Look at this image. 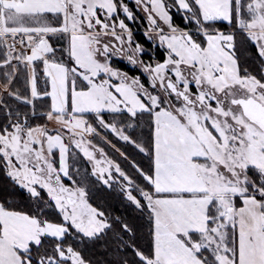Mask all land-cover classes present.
I'll return each mask as SVG.
<instances>
[{
  "label": "snow or ice",
  "instance_id": "6c2138e0",
  "mask_svg": "<svg viewBox=\"0 0 264 264\" xmlns=\"http://www.w3.org/2000/svg\"><path fill=\"white\" fill-rule=\"evenodd\" d=\"M177 2L198 25L195 33L173 23L165 0H141L150 30L168 49L165 59L153 62L138 55L145 49L133 41L124 19H113L121 8L133 17L123 0H0V45L6 48L0 65L11 69L0 93L31 104L35 115L29 96L12 90L19 71L14 65L23 62L30 68L31 98L50 96L44 115L59 125H30L28 113H16L17 119L0 126V155L11 178L36 197L42 185L62 214V222H54L45 208L31 214L9 206L11 201L0 202V264H92L65 241L71 236L82 243L112 227L86 198L85 187H70L61 179L69 175L65 139L94 162L92 173L105 185L113 170L124 176L128 197L147 213L150 244L138 248L126 241L140 264H264V71L258 77L241 67L234 32L206 26L221 18L236 23L264 59V0ZM48 13L59 14L61 21L50 24L44 19ZM50 33L68 35V62L63 47L53 48ZM200 33L206 39H198ZM113 55L141 65L150 83L113 67ZM38 59L50 92L37 89L33 62ZM121 109L133 117L138 111L152 117L148 147L101 114ZM93 114L150 154L147 171L133 161L143 185L87 138L98 132L88 119ZM57 146L59 168L51 156ZM134 187L140 198L133 195ZM122 228L130 231L127 223ZM49 235L57 242L41 252L42 237Z\"/></svg>",
  "mask_w": 264,
  "mask_h": 264
},
{
  "label": "trees",
  "instance_id": "16d2710c",
  "mask_svg": "<svg viewBox=\"0 0 264 264\" xmlns=\"http://www.w3.org/2000/svg\"><path fill=\"white\" fill-rule=\"evenodd\" d=\"M175 4L174 0H165ZM177 14L176 16H178ZM52 16L47 14V17ZM181 23L183 24V17L179 15ZM181 24V25H182ZM220 24V23H214ZM221 25V24H220ZM187 27V25H186ZM140 37V35H138ZM236 37V54L242 68H247L248 71L254 75L260 77L261 72L264 69V60L259 57L256 47L253 42L246 37L245 34L237 33ZM53 48L63 47L62 43L56 39L49 38ZM144 44L148 45V42L141 40ZM68 44V42H67ZM65 50V49H64ZM6 49L3 45H0V59L3 58V54ZM61 53L56 52V57L59 58ZM159 57L163 60L162 52H159ZM52 58L51 56L49 57ZM64 62H68V54L64 52ZM37 71V89L40 92H49V80L45 76L44 66L42 61L34 62ZM118 68L122 70H128L122 62H116ZM19 69L15 78V83L12 88L13 91H18L20 95L29 96L32 103L35 105V115H32L31 104L18 100L15 97L8 96L0 93V126L5 123L15 120L18 117L16 113H28V120L30 125L34 124H48L49 120L44 113H46L51 105L50 96L31 98L30 95V77L29 69L24 64L20 63L16 65ZM11 71V69L4 66L0 67V82L5 80V73ZM132 71V70H131ZM133 73L136 74L135 71ZM78 80V85L81 82ZM7 105V108L5 107ZM11 110L13 115L8 116L7 112ZM106 120H112L116 117H121L122 120L128 121L134 120L135 128L133 130H127V133L132 136L137 143L144 144L148 147L152 137V117L147 113L138 112L135 118H133L127 112L121 113H103ZM89 121L95 126L96 119L94 115L89 116ZM126 123V122H125ZM106 136L114 142L119 148L126 153L127 157H120L116 152H113L105 144H102L109 152L115 161H117L121 168L133 178L137 184H144L143 177L137 171L135 165H139L145 171L149 170V166L152 163L151 156L148 153H143L132 144L123 143L113 136L112 133L104 132ZM102 143V142H101ZM135 162V165L133 164ZM87 195L89 202L95 207L100 208L106 216L109 218V222L112 227L106 229L102 234H99L96 238H83L82 243H77L71 236L65 243L71 242L73 247L82 251L86 259L92 261V264H122L124 260L128 261V264H140L139 258L136 256L134 250L129 246L126 241L135 243L138 248L147 246L151 242L150 227L151 224L148 220L146 212H142L140 208H137L129 199L124 197V194L120 192L117 187L105 186L96 177H89ZM11 201V207L18 210L29 211L31 214H36V207L34 204V198L25 192L21 187L12 181L8 175V170L4 164V158L0 155V202ZM47 207H46V204ZM39 208H45V216L54 222H62V215L56 209L49 197L44 193H41V202ZM122 223L129 225L130 231L122 228ZM74 231V230H73ZM43 248L50 249L51 246L56 243L55 238L44 237Z\"/></svg>",
  "mask_w": 264,
  "mask_h": 264
},
{
  "label": "rangeland",
  "instance_id": "374dc122",
  "mask_svg": "<svg viewBox=\"0 0 264 264\" xmlns=\"http://www.w3.org/2000/svg\"><path fill=\"white\" fill-rule=\"evenodd\" d=\"M174 2H175V4H173L172 2L170 3L169 1H166L167 4L172 6V7H170V11H171V14H172L173 23L175 25L179 26L180 28H186V29L192 30L195 33V31L198 29V25L196 24L195 21L189 20L187 18L189 15H191V13L190 12L186 13L185 10L178 5L177 0H174ZM190 2H191V0H190ZM117 3H120V0H117ZM123 3L127 4L129 9L133 12V17L127 16V14L124 13L122 8H121V9H118L119 14L117 16H114L113 19H116L117 21L119 19H124L125 23L128 24L129 28H131V30H132L133 41L139 42L141 45H143L145 51H144L143 54H138V55H140L141 58L144 61H153V62H155V61H160L161 60L160 57H159V52L160 53L162 52L163 59H165L166 56H167V51H168L167 45H166V43L165 44H161L159 42L158 35L154 31L150 30L149 21H148V18H147V12L143 8V6L141 4V0H123ZM177 14H179L180 16L183 17V22H184L183 24L181 23L182 21L179 18V15L176 16ZM51 15L52 16L47 17V14H46L44 19H46L52 25L59 23L61 21V19H62V17L59 14H55V15L51 14ZM100 15H101V18H103V13L102 12H100ZM214 23H220L221 25L220 24H214ZM186 25H187V27H186ZM206 26L209 27L210 29H218L220 31H224L225 33L231 31V32H234L235 35L237 33L245 34L244 31H241L239 29V26L236 23L229 22V21L224 20L222 18L221 19H217L216 21H213V22H208L206 24ZM48 35L50 36V34H48ZM138 35H140V37H138ZM198 39H206V38L203 36L202 33H200L199 36H198ZM56 40L58 42L62 43V45L64 46V49H65L64 52L67 53L68 38L65 35H62V38H57ZM141 40H144V41L148 42V45H146L143 42H141ZM235 43H236V40H235ZM253 44H254V42H253ZM21 49L24 50V51H29L30 50V49H27V48H21ZM25 49H27V50H25ZM256 49H257V47H256ZM257 52H258V50H257ZM116 62H122L123 64H125V66L127 68H129L128 70L126 69V70H123V71H126L130 75H133V76L139 75L141 80L146 85L150 83V80L148 79L149 74L144 71V69L142 68L141 65L132 64L130 61H128L126 59L125 56L113 55V57H112L113 67H117ZM133 71H135L136 74L133 73ZM263 71H264V69H263ZM113 82L114 83L117 82L115 78H113ZM77 83H78V80H77ZM192 91L193 92L196 91V88L194 86L192 87ZM117 113H121V112H117ZM133 118H135V117H133ZM131 119L128 120V121H125L126 123L122 120L121 117H116V118H114V119H112L110 121L106 120V119L105 120L110 122V123L115 121L118 125L123 124L125 126L123 130L127 133V130H131V129L133 130V128H135V124L136 123L134 122V120H131ZM96 123H98L96 126L93 123L92 124H93V126H95L97 128L98 132L89 135L87 138L92 140L93 144H98L100 147H103L105 152L107 153V158H111V159L114 160L113 156L109 152H107L106 148L104 146H102V144H105L113 152H116L120 157L126 158L127 155L125 157L126 153L122 150V148H119L114 142H112L106 136V134H104V132L112 133L115 138H117L118 140H120L123 143H126V144H128V143L132 144V143L130 141H125L122 137L117 136L110 129L105 128L103 125H101L99 123V121L97 119H96ZM129 124H132L133 127H131V128L128 127ZM47 125H48L49 128H58L59 127V125L57 123H54V121L51 122L50 124L48 123ZM105 137L107 138V141H110L111 143H108L104 139ZM65 143L69 144L70 151H69V154H68L69 175L67 177L61 176V179L63 180L64 184H66V185H68L70 187H76V186L85 187V189L87 191L88 190V186H89L87 181L89 180L88 179L89 177H91V176L96 177L99 181H101L103 183V181L101 179H99L96 174L92 173V168L94 166V162L92 160H90L88 157H85L83 155L82 151L75 149L73 144L71 143V141H69L68 139H65ZM139 144H141V143H137V145H139ZM137 145H133V146H135L137 149H139L141 152H143ZM51 156L54 158L53 159V163L56 165L57 168H59L60 167V163H59L60 152H59V147L58 146L53 149V151L51 153ZM99 156H100V154L97 153V158H99ZM11 179H12V181L14 183H16L25 192H27L29 195H31L34 198V204H35L36 208L39 207V205H40L41 193L43 191L49 197L50 201H52V203L54 204V201L50 198V196H49V194L47 192V189L44 188L42 185L38 186L37 190L39 192V197H36V196H33L26 187H24L23 185H20L19 183H17L13 178H11ZM123 182H126L125 181V177L122 176L120 173L116 172L115 170H113L112 178L110 179L109 184L108 185H105L104 183L103 184L105 186H107V187H111V186L117 187V189L124 194V197L126 199H129L137 208H139L135 204V202L132 201L128 197ZM133 195H136L138 198H140V189L134 187ZM86 198L88 199V195H87ZM56 209L59 211L58 208H56ZM36 214H37V212H36ZM69 227L73 228V230L76 231L71 224H69ZM48 237H50V235ZM43 238L44 237H42V239ZM68 264H70V261L68 262Z\"/></svg>",
  "mask_w": 264,
  "mask_h": 264
},
{
  "label": "crops",
  "instance_id": "0c3cea01",
  "mask_svg": "<svg viewBox=\"0 0 264 264\" xmlns=\"http://www.w3.org/2000/svg\"><path fill=\"white\" fill-rule=\"evenodd\" d=\"M48 14H52V13H48ZM53 15H55V14H53ZM53 25H55V24H53ZM63 35H65L67 38H68V35L67 34H63ZM49 38H53V39H57V38H62V35L61 34H59V33H50V36L48 35V39ZM49 41H50V39H49ZM51 43V42H50ZM6 49V48H5ZM25 50H27V49H25ZM37 61H41L40 59H38ZM36 62V61H35ZM22 64H24L23 62H21ZM34 63V62H33ZM2 65H0V67H1ZM14 67H16V65H14ZM29 69V77H30V68H28ZM45 73V72H44ZM45 76H46V74H45ZM48 79V78H47ZM49 80V88H50V79H48ZM80 84V83H79ZM30 89H31V79H30ZM51 90V89H50ZM50 92V91H49ZM51 98V97H50ZM119 112H127L128 113V111L126 110V109H121ZM138 112H140V111H138ZM103 113H117V112H113V111H111V110H103L102 111V113L101 114H103ZM94 115V114H93ZM95 116V115H94ZM54 121V120H53ZM53 121H49V124L51 123V122H53ZM54 123H56L55 121H54Z\"/></svg>",
  "mask_w": 264,
  "mask_h": 264
},
{
  "label": "built area",
  "instance_id": "2783aa9c",
  "mask_svg": "<svg viewBox=\"0 0 264 264\" xmlns=\"http://www.w3.org/2000/svg\"><path fill=\"white\" fill-rule=\"evenodd\" d=\"M17 48H22V46L18 44V45H17Z\"/></svg>",
  "mask_w": 264,
  "mask_h": 264
},
{
  "label": "flooded vegetation",
  "instance_id": "af4514ba",
  "mask_svg": "<svg viewBox=\"0 0 264 264\" xmlns=\"http://www.w3.org/2000/svg\"><path fill=\"white\" fill-rule=\"evenodd\" d=\"M256 47V46H255Z\"/></svg>",
  "mask_w": 264,
  "mask_h": 264
}]
</instances>
